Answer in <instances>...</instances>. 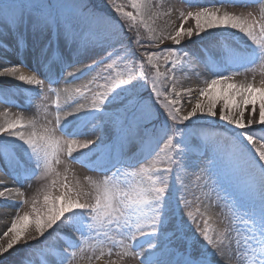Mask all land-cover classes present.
Masks as SVG:
<instances>
[{"label":"snow or ice","instance_id":"1","mask_svg":"<svg viewBox=\"0 0 264 264\" xmlns=\"http://www.w3.org/2000/svg\"><path fill=\"white\" fill-rule=\"evenodd\" d=\"M107 2L111 18L98 15L88 0H0V56L16 58L15 63L0 59V103L32 107L36 97L56 93L55 114L46 111L52 119L44 125L19 115L0 123V170L6 168L20 185L15 195L22 199L10 200L7 187L0 198L8 201L5 206L28 205L20 189L36 177H54L51 186L59 188L54 195L45 186L42 203L33 196L31 211L12 219L0 257L22 244L26 257H36L33 264H75L78 252L80 258L88 253L87 264H122L129 256L139 264H214L215 257H227L226 264H264V82H232L238 74L234 69L264 66V6L258 16L221 12L215 5L187 12L169 8L167 15L179 12L180 27L157 35L150 22L159 13L154 16L151 9L163 5L129 0L131 10H126L117 0ZM184 3L191 8L192 0ZM189 20L194 27L184 26ZM141 25L149 33L146 41ZM232 32L246 39L243 47L226 42L224 34ZM205 38H211L202 45L205 50L217 49L211 61L202 60L212 76L199 93L207 103L197 99L185 113L175 73L191 57L200 58L196 45ZM165 40L171 44L161 47ZM92 55L97 58L91 63L65 74L73 62ZM117 61L128 64L113 74ZM99 65H104L101 90L74 89L80 99L90 94V100L63 111L76 103L73 90L51 86L67 84ZM61 92L71 103L61 105ZM94 132H99L94 139H77ZM162 140L165 159L137 169L159 154ZM133 147L137 152L130 155ZM69 162L103 173L102 180L85 191L68 179ZM157 162L164 166L155 167ZM190 168L207 201L204 212L197 208L199 219L185 212L192 203L185 183ZM214 205L226 209L221 230L208 213ZM53 234L61 245L47 243Z\"/></svg>","mask_w":264,"mask_h":264},{"label":"rangeland","instance_id":"2","mask_svg":"<svg viewBox=\"0 0 264 264\" xmlns=\"http://www.w3.org/2000/svg\"><path fill=\"white\" fill-rule=\"evenodd\" d=\"M153 4L157 5H163L162 7H155L152 8V14L155 16L156 13H159V16H155V19L150 22V26L154 28L157 35L161 32H163L165 35L172 31L176 27H180L179 22V12L173 11L171 15H167V11L169 8H174L177 10L182 11H190L195 10L198 7H206V6H217L220 8L221 12L228 11L236 14H247L248 12H253L257 16L259 15V10L262 6H264V0H259V2H256V0H248L247 3L243 2V0H240V2L237 3H228L224 2V0H192L191 8L184 3V0H151ZM117 3L123 4L126 6V10H131L129 0H117ZM89 7L92 8L98 15L105 17V18H111L113 17V9L107 2V0H88ZM185 27H194V21H186L184 24ZM140 36L143 40H147L149 37L148 30L145 29L142 25L140 26ZM216 39L220 38V34L216 33L214 34ZM225 40L228 44L232 46H240L243 47L246 43V39L242 38L241 35L232 32V33H225L224 34ZM211 38H205L203 42H200L196 45V48L200 49L198 59L196 56L191 57V62L186 63L183 68H178L175 76H176V83H175V89L176 91H180L183 93L181 96V106L183 108V111L186 113L187 111L191 110L193 106L197 103V99H199L203 103H207V97H200L199 93L200 90L204 87H207L208 82L212 78L211 75L208 74L204 67V63H202V60L211 61L213 56L216 55L217 49L209 47L207 50H205L202 45L203 44H209ZM171 44V41L165 40L163 42L164 45ZM156 45L153 44L152 47L154 48ZM195 51V49H193ZM100 55H103V53H99ZM137 57L139 56V50L136 53ZM96 55H92L91 58H85L76 62L72 63V66L67 68L65 70V74L68 72H73L76 70H79L84 65H87L91 63V60L96 59ZM110 61H106L108 63ZM30 63V61H29ZM128 64V61H117L116 67L113 69V74L116 71H124L126 65ZM161 64H163V60H161ZM104 68V65H99L95 69H92L91 71H88L84 73L83 75H80L77 79L69 80L67 84L64 83L63 88L67 87L69 89H72V99L76 101V103H71L67 97L68 94L61 92V99L60 103L61 105H64L65 103H71L70 107H64L68 109H73L77 106V104L80 103H86L88 100H90V94L86 96L84 99H80L77 94L74 92V89L81 88V91L84 92L85 89L83 86L88 85L92 92L100 91L97 87L99 84L105 83V80L103 79V73L102 70ZM148 65L145 64L144 71H147ZM27 73L29 69H24ZM163 71V68L161 69ZM137 72L141 71L139 67L136 69ZM234 71H237V75L232 77V82L236 83H254L256 86H260L262 82H264V66L257 64L254 67H251L249 70L245 71L243 69H234ZM151 75V73H149ZM171 75V73H170ZM57 85H52L51 87L60 90L63 88L58 89ZM48 87V85H45ZM166 88H171V84L164 85ZM185 89H189V92H185ZM56 101V93L53 92L50 95H48L45 99L41 100L40 97H36L32 100V107H12L9 104L0 103V114H7L8 109H15L16 111H24L23 115L25 119L30 118H37L39 121V125H44L46 119H52V115L55 114V104ZM18 103H21L22 105L25 103L23 98H19ZM221 103L219 100L217 101L218 107L221 106ZM4 105V106H3ZM39 105V107H37ZM51 106V107H50ZM63 108V109H64ZM234 110V109H233ZM50 112L52 115H49L45 117V112ZM250 111V106H249ZM258 115V111H257ZM204 123V122H200ZM38 125V126H39ZM217 131H223V127H219L216 129ZM256 131L259 133V129L257 128ZM99 135V132H94L89 135H82L77 137V139L83 141L85 139H94L96 136ZM160 149H164V151H160ZM167 151V146L164 144V141L162 140L158 146L157 152L158 155L154 154L153 157H150L147 161H142L140 164L136 166L137 169L139 167H148L153 164V160L156 161H163L165 159V153ZM137 149L133 147L130 149V155L133 153H136ZM155 167L160 168L163 167L164 164L157 162L154 164ZM3 164L0 163V168H3ZM68 171L67 176L68 179L72 183L79 182L80 186L85 191H90L93 184L97 181L102 180L103 173L95 170H90L88 167L82 166L78 163H72L69 162L67 164ZM59 171L61 172L60 179L63 180V176L65 174V166H60ZM195 169H189V175L187 179L185 180V183L188 184V193L186 194V199L192 201L190 208L185 209V212L191 210L194 215L197 216V219H199V215L197 213V208L199 207L200 212H204V203H207V201L204 200V194L201 191V189L197 186L195 183ZM54 177H49L48 180H43L39 177L33 178L30 181H26L24 184V187L20 190L24 192L23 199H28L29 204L23 205V204H12L11 206H5L8 204V201H5L4 198H0V245H6L8 242V239H10V235L8 237L4 236V232L7 231V228L10 227L12 219L16 215H22L25 211H31L30 209V203L31 198L33 196H40V200L42 203V196L40 193L43 191L45 186H48L50 191L54 195L59 194V188L58 186L52 187L51 186V179ZM173 184H175V174H173ZM4 187H7L11 190L13 195L10 197V200L12 201H19L22 198L20 196L15 195L16 189L20 187L19 184L14 183L13 179L11 178V175L9 174V171L5 168L4 170H0V190H3ZM208 213L213 217L214 226L221 230L224 228V218L226 209H222L220 206H211L208 209ZM62 237L66 238L64 236V233H60ZM57 234H53L52 237H49L47 240V243L49 245H61L62 241L56 239ZM119 237H117L118 239ZM29 247H32V245H29ZM146 247V245H145ZM27 249L22 245L18 244L13 249H10L7 253H5L2 257H0V264H20L21 260L24 259L25 264H33L36 257L34 256H27L26 257ZM80 253L78 252V259L75 262V264H87V255L86 253L84 255V258H80ZM107 259V257H105ZM115 259V257H113ZM227 257L221 258V257H215L214 258V264H226ZM97 264H103V261L97 262ZM122 264H139V261L134 256H129L124 258L122 261Z\"/></svg>","mask_w":264,"mask_h":264},{"label":"bare ground","instance_id":"3","mask_svg":"<svg viewBox=\"0 0 264 264\" xmlns=\"http://www.w3.org/2000/svg\"><path fill=\"white\" fill-rule=\"evenodd\" d=\"M0 59L9 61L10 63L16 62V58L11 54L0 56ZM63 86H64V83L61 82L60 84L57 85V88L60 89V88H63ZM63 111H71V109L64 108ZM7 112H8L7 114H0V123H3L5 120H8V119H13L18 115L24 117L23 115L24 111L22 110L16 111L15 109H8ZM61 115H63V112L61 113Z\"/></svg>","mask_w":264,"mask_h":264}]
</instances>
